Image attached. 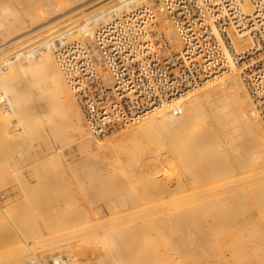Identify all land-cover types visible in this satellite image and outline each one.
Segmentation results:
<instances>
[{
  "label": "bare ground",
  "instance_id": "6f19581e",
  "mask_svg": "<svg viewBox=\"0 0 264 264\" xmlns=\"http://www.w3.org/2000/svg\"><path fill=\"white\" fill-rule=\"evenodd\" d=\"M160 1L0 0V264H264V131L236 69L97 138L54 61Z\"/></svg>",
  "mask_w": 264,
  "mask_h": 264
},
{
  "label": "built area",
  "instance_id": "2783aa9c",
  "mask_svg": "<svg viewBox=\"0 0 264 264\" xmlns=\"http://www.w3.org/2000/svg\"><path fill=\"white\" fill-rule=\"evenodd\" d=\"M164 19L179 53L162 26ZM242 34L253 46L238 51L235 37ZM51 47L93 137L109 136L229 69L238 71L264 131V0L142 3L89 38H60Z\"/></svg>",
  "mask_w": 264,
  "mask_h": 264
},
{
  "label": "rangeland",
  "instance_id": "374dc122",
  "mask_svg": "<svg viewBox=\"0 0 264 264\" xmlns=\"http://www.w3.org/2000/svg\"><path fill=\"white\" fill-rule=\"evenodd\" d=\"M85 4L88 5L89 3H85ZM85 4H84L83 6H85ZM66 136H68V135L65 134V138L63 137V141H64V143L66 144V146H67L68 148H70V149H73V150L76 149V148L74 147V144L69 142L70 138L67 137V139H68V141H67ZM64 139H65V140H64ZM68 144H69V145H68ZM70 145H71L72 147H71ZM69 146H70V147H69ZM68 148H67V151H68ZM66 153H67V152H66ZM58 167H59V166H58ZM58 167H57V168H58ZM10 179H11V178H10ZM10 179L8 180V178H7V179L0 180V186H1L2 188H3V187H9V185H10L9 183H8V184H9L8 186H6V185H4V184L7 183V182H10ZM11 180H12V179H11ZM1 181H4L5 183L3 184ZM2 184H3V186H2ZM2 188H0V189H2ZM40 190H42V189H40ZM0 191H1V190H0ZM45 191H46V190H45ZM45 191H43V192H45ZM43 192H41L42 195H43ZM48 192H49V191H48ZM46 193H47V192H45V195H44L45 197L48 195V193H47V195H46ZM49 194H50V193H49ZM38 195H39V194H38ZM40 196H41V194H40ZM49 196H50V197H49ZM48 197L51 198V195H48ZM46 199H48V198H46ZM9 209L11 210V212H10ZM13 209H14V208H13ZM8 210H9V211H8ZM6 211L9 212V213H5V214H6V217H14V216H15L14 214L16 213V211H15V210L13 211L12 208H5V211H4V212H6ZM10 213H14V214H10ZM8 215H9V216H8ZM11 215H13V216H11ZM4 216H5V215H4ZM29 226H30V225H29ZM29 226H28V227H29ZM28 227H27V228H28Z\"/></svg>",
  "mask_w": 264,
  "mask_h": 264
}]
</instances>
